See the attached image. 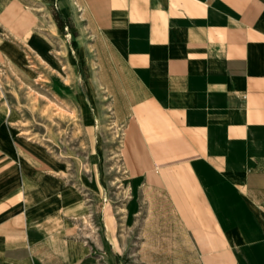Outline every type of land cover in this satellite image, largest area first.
Instances as JSON below:
<instances>
[{
  "label": "crops",
  "instance_id": "1",
  "mask_svg": "<svg viewBox=\"0 0 264 264\" xmlns=\"http://www.w3.org/2000/svg\"><path fill=\"white\" fill-rule=\"evenodd\" d=\"M29 51L67 66L48 77L92 163L87 106L111 112L123 182L90 229L3 84L0 264H264V0H0L2 73L32 78Z\"/></svg>",
  "mask_w": 264,
  "mask_h": 264
},
{
  "label": "rangeland",
  "instance_id": "2",
  "mask_svg": "<svg viewBox=\"0 0 264 264\" xmlns=\"http://www.w3.org/2000/svg\"><path fill=\"white\" fill-rule=\"evenodd\" d=\"M25 65L34 70L30 79H19L17 72H10L7 76L0 70V87L4 84L9 89L11 107L18 114V134L23 137L27 146H35L39 150L40 156L36 163L44 179L49 182L56 180L60 185L69 186L84 201L93 203L92 213H89L87 219L88 227L93 229L92 222L97 221V211L100 212L104 205L105 208L118 211L112 203L121 193L119 182H123L118 157L120 126L105 106H87L86 111L93 115V125L90 128L95 142L93 148L98 150L95 162H90L82 151L80 141H76L80 134L78 112L74 106L68 110L62 105L59 92L64 94L65 90L58 88L57 92L54 81L48 77L49 72L58 71L57 76L62 78L67 66H61L65 69L58 67L56 71L51 70L44 59L34 57L31 51L25 55ZM2 74L5 79L1 78ZM63 82L70 85L68 79ZM80 82L79 77L78 85ZM91 179L98 186L97 195L88 194L84 190L85 184ZM96 200L100 201L99 205ZM117 258L116 254V264Z\"/></svg>",
  "mask_w": 264,
  "mask_h": 264
},
{
  "label": "trees",
  "instance_id": "3",
  "mask_svg": "<svg viewBox=\"0 0 264 264\" xmlns=\"http://www.w3.org/2000/svg\"><path fill=\"white\" fill-rule=\"evenodd\" d=\"M56 14H57L56 12H53V11H52V15H53V16H57Z\"/></svg>",
  "mask_w": 264,
  "mask_h": 264
}]
</instances>
